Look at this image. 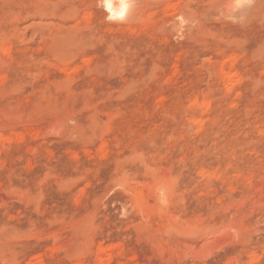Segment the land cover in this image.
<instances>
[{
  "label": "rangeland",
  "instance_id": "rangeland-1",
  "mask_svg": "<svg viewBox=\"0 0 264 264\" xmlns=\"http://www.w3.org/2000/svg\"><path fill=\"white\" fill-rule=\"evenodd\" d=\"M177 1L0 0V264H264V0Z\"/></svg>",
  "mask_w": 264,
  "mask_h": 264
},
{
  "label": "clouds",
  "instance_id": "clouds-1",
  "mask_svg": "<svg viewBox=\"0 0 264 264\" xmlns=\"http://www.w3.org/2000/svg\"><path fill=\"white\" fill-rule=\"evenodd\" d=\"M256 0H232V8L240 11L252 7ZM136 6V0H96V7L103 9L107 15L106 22L123 23L128 20Z\"/></svg>",
  "mask_w": 264,
  "mask_h": 264
},
{
  "label": "bare ground",
  "instance_id": "bare-ground-1",
  "mask_svg": "<svg viewBox=\"0 0 264 264\" xmlns=\"http://www.w3.org/2000/svg\"><path fill=\"white\" fill-rule=\"evenodd\" d=\"M178 1H179V0H178ZM178 1H177V3H178ZM173 5H174V4H173ZM136 6H137V5H136ZM136 6H135V7H136ZM165 6H167V5L165 4ZM175 6H176V5H175ZM177 6H178V5H177ZM170 7H171V5H170ZM166 8H168V6H167ZM171 8H172V7H171ZM164 11H165V10H164ZM134 12H135V10H134ZM134 12H133V13H134ZM133 13L131 14L132 16H133ZM149 15H150V14H149ZM136 16H137V15H136ZM150 16H151V15H150ZM130 18H132V17H130ZM136 22H137V19H136ZM134 23H135V22H134ZM163 36H164V35H163ZM9 38H10V37H9ZM2 48H4V47H2ZM2 48H1L0 50H2L3 53H4V50H5V49L8 50V52H9V49H8L7 47H5V49H2ZM6 50H5V54L8 53ZM7 55H8V54H7ZM229 60H230V59H229ZM226 73H227V72H226ZM229 73H230V72H229ZM229 73H228V75H229ZM233 73H234V72H231V75H229V76L227 75V76H228V77H227L228 80H229V78L231 79V78L235 75V73H234V74H233ZM224 74H225V73H224ZM223 76H224V75H222V78H223ZM230 76H231V77H230ZM225 77H226V76H225ZM235 77H236V76H235ZM237 78H238V77H237ZM235 79H236V78H235ZM223 80H224V79H223ZM228 80H227V81H228ZM230 81H231V80H230ZM234 81H235V80H234ZM234 81H233V82H234ZM237 81H238V80H237ZM235 82H236V81H235ZM235 82H234V83H235ZM227 83H229V82H227ZM230 84H232V83H230ZM232 85H233V84H232ZM193 102H195V101H193ZM194 105H196V104H194ZM198 106H200V105H198ZM205 107H206V106H205ZM199 123H200V122H199ZM22 125H23V124H22ZM6 126H7V125H6ZM3 128H4V127H3ZM5 128H6V127H5ZM12 133H13V132H12ZM141 193H142V192H141ZM141 193H140V194H137V193L135 192V194L138 195L137 198H138V197L141 198V196H139V195H141ZM129 194H130V193H129ZM145 194H147V193H145ZM133 195H134V194H133ZM146 196H147V195H146ZM132 197H133V196H132ZM147 197H149V196H147ZM134 198H135V197H134ZM140 198H139V199H140ZM142 198H143V197H142ZM144 198L147 199V198L145 197V195H144ZM135 199H136V198H135ZM139 199H137V200H139ZM145 199H144V200L142 199L141 201H145ZM135 202H136V204H138V202H137L136 200H134V203H135ZM139 202H140V201H139ZM146 202H147V200H146ZM148 202H149V201H148ZM150 204H151V203H150ZM150 204L148 203V204L146 205V203H145V205L147 206V210H146V211H148V212L150 211V209H148V207H149ZM145 205L143 204L142 206H144V208H145ZM140 206H141V205H140ZM142 206H141V208H142ZM150 206H151V205H150ZM154 206H155V205H154ZM136 207H137V206H136ZM152 207H153V206H152ZM138 208H139V206H138ZM144 208H142V209H144ZM145 209H146V208H145ZM156 209H157V208H156ZM153 210H154V209H153ZM153 210L150 211V212H153V214H154V211H153ZM144 211H145V210H144ZM144 211H143V212H144ZM155 211H156V210H155ZM140 213H141V211H140ZM145 214H146V213H145ZM151 214H152V213H151ZM214 235H215V234H214ZM109 248H110V247H109ZM101 249H102V248H101ZM103 250H104V249H102L101 253H102V252L106 253V252L103 251ZM105 250H107V249H105ZM98 251H100V250H99V249L97 250V253L99 254ZM107 251H108V250H107ZM104 253H103V254H104ZM117 253H118V252H117ZM103 254H102V256H103ZM107 254H108V253H107ZM107 254H106V255H107ZM100 255H101V254H100ZM113 255H114V253H113ZM100 258H101V257H100ZM97 259H98V258H97ZM98 260H99V259H98ZM101 261H102V258H101ZM75 264H76V262H75ZM78 264H79V263H78ZM80 264H82V262H81ZM105 264H106V263H105Z\"/></svg>",
  "mask_w": 264,
  "mask_h": 264
}]
</instances>
